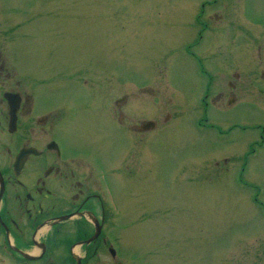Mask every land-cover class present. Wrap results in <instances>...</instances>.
<instances>
[{"label":"rangeland","instance_id":"1","mask_svg":"<svg viewBox=\"0 0 264 264\" xmlns=\"http://www.w3.org/2000/svg\"><path fill=\"white\" fill-rule=\"evenodd\" d=\"M37 1L40 8L42 0ZM43 1L45 16L25 26L30 35L18 42L17 52L34 72L43 66L52 89L87 79L95 84L98 100L100 88L130 92L136 90L132 82L143 81L158 95L155 99L145 93V103L158 100L160 114L171 120L160 130L153 163L122 185L114 183L127 213L126 230L113 235L122 256L133 264H264V143L261 128H254L264 125V85L259 80L264 57L239 48L242 79L256 77L262 90L242 88L235 105L211 110L209 117L223 134H204L190 117L200 87L180 50L184 20L199 11L194 10L199 3L213 0ZM217 6L225 7L226 24H240L229 20L236 18L243 24L264 20V0H220ZM234 25L232 32L242 40L251 36V25L245 31L242 24L240 29ZM100 114L87 112L79 130V137L96 147L105 142L92 129L105 118ZM232 122L237 126L229 130ZM104 125L113 162H120L129 143L109 123ZM253 140L257 145L252 152ZM221 156L228 157L227 163L220 160L216 166Z\"/></svg>","mask_w":264,"mask_h":264},{"label":"flooded vegetation","instance_id":"2","mask_svg":"<svg viewBox=\"0 0 264 264\" xmlns=\"http://www.w3.org/2000/svg\"><path fill=\"white\" fill-rule=\"evenodd\" d=\"M219 1L199 3L194 8L199 11L184 20L180 53L201 92L192 124L204 134L222 135V126L209 117L211 110L235 105L242 88L262 90L256 77L242 79L238 55L242 46L264 57V20L243 24L229 19L242 24L243 31L251 25V36L242 40L231 30L234 23L224 21ZM41 2L38 8L37 0H0V264H133L113 236L127 228L114 183L122 185L153 163L160 130L171 120L160 114L158 100L145 103V93L158 95L143 81L132 82L136 90L130 92L100 88L98 100L95 84L87 79L52 89L43 66L34 72L17 52L18 42L30 35L25 26L45 16ZM259 77L264 85V67ZM91 111L105 117L92 127L105 141L102 147L79 137ZM105 121L129 143L120 162L111 157ZM236 126L232 122L228 128ZM254 128H261L263 144L264 125ZM256 145L253 140L249 149L253 152ZM227 158L214 163L225 164Z\"/></svg>","mask_w":264,"mask_h":264}]
</instances>
